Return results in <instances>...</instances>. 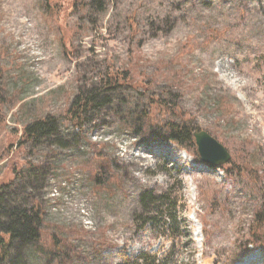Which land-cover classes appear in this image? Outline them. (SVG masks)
I'll return each instance as SVG.
<instances>
[{
  "label": "rangeland",
  "instance_id": "374dc122",
  "mask_svg": "<svg viewBox=\"0 0 264 264\" xmlns=\"http://www.w3.org/2000/svg\"><path fill=\"white\" fill-rule=\"evenodd\" d=\"M108 79L110 103L77 126L75 98ZM46 117L59 135L27 141ZM172 124L192 138L168 139ZM193 131L231 161L203 163ZM11 182L17 197L0 196L39 203L41 238L0 264H264V0H0V188ZM145 191L175 199L177 226L142 227Z\"/></svg>",
  "mask_w": 264,
  "mask_h": 264
},
{
  "label": "trees",
  "instance_id": "16d2710c",
  "mask_svg": "<svg viewBox=\"0 0 264 264\" xmlns=\"http://www.w3.org/2000/svg\"><path fill=\"white\" fill-rule=\"evenodd\" d=\"M104 84L102 82L92 85L90 89L80 91L75 98L72 107H70L71 119L75 121L77 126H80L83 122V116L89 112L100 110L101 107L108 105L110 102L108 98H104L103 94L107 95V92L115 91L116 86L119 85L113 80H106ZM103 93V94H102ZM149 111L147 109L137 116V122L140 127L146 128L148 123ZM58 120L54 117H46L38 119L24 128V137L27 141L39 142L44 138H53L59 134ZM166 135L168 139L174 142L186 141L189 137L192 138V131L187 126L180 127L176 125H170L163 135ZM194 134V131H193ZM34 170V169H31ZM227 173L229 169L224 167ZM99 184L102 180L97 179ZM7 183L0 188L1 194L6 190L9 191L10 196L17 197L18 186L12 187L13 184ZM15 185V184H14ZM6 197V195H5ZM4 196H0V262H6L11 256L12 245L27 246L36 243L41 238L40 223L42 222L41 206L39 203L34 202L32 207H19L10 204L3 200ZM140 204L142 206V227L152 224L155 225L157 218L160 216H167L173 226H177V217L175 216V208L177 202L172 196L167 193H155V191H145L141 194ZM263 214H258V220L256 224V235H260L262 243H264V210ZM151 260V264H163L166 258L160 260L158 255H152L149 253L142 254L137 257L133 263L125 261L123 264H148Z\"/></svg>",
  "mask_w": 264,
  "mask_h": 264
},
{
  "label": "water",
  "instance_id": "95a60500",
  "mask_svg": "<svg viewBox=\"0 0 264 264\" xmlns=\"http://www.w3.org/2000/svg\"><path fill=\"white\" fill-rule=\"evenodd\" d=\"M198 154L203 163L221 168L232 159L231 152L217 139L205 131L195 132Z\"/></svg>",
  "mask_w": 264,
  "mask_h": 264
}]
</instances>
